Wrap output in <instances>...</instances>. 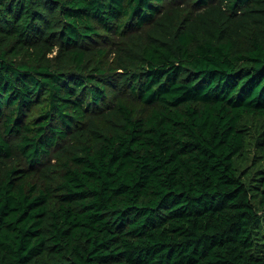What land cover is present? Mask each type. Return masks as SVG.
I'll use <instances>...</instances> for the list:
<instances>
[{"label": "trees", "instance_id": "16d2710c", "mask_svg": "<svg viewBox=\"0 0 264 264\" xmlns=\"http://www.w3.org/2000/svg\"><path fill=\"white\" fill-rule=\"evenodd\" d=\"M0 264H264V0H0Z\"/></svg>", "mask_w": 264, "mask_h": 264}]
</instances>
